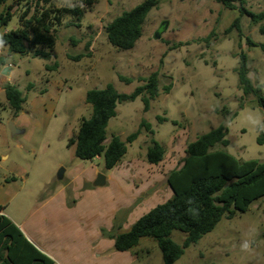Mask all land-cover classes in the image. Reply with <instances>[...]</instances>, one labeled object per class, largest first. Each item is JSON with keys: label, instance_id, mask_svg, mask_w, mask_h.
Segmentation results:
<instances>
[{"label": "rangeland", "instance_id": "obj_1", "mask_svg": "<svg viewBox=\"0 0 264 264\" xmlns=\"http://www.w3.org/2000/svg\"><path fill=\"white\" fill-rule=\"evenodd\" d=\"M143 1L92 0L85 4L81 18L64 16L49 60L33 58V50L17 55L0 46V58L10 67L6 76L0 75V177L7 175L18 182L25 179L24 192L36 191L37 202L54 188L72 187L75 202L70 196L67 206L76 205L78 217L87 220L69 234L75 253L71 264L83 258L86 262L82 264H163L153 239L143 238L132 251L118 252L110 236L128 231L139 217L172 197L164 181L167 174L183 160L187 144L221 123L227 127L228 146L215 145L212 150L226 151L239 161L264 160V144L258 143L264 135V108L258 106L257 96L243 95L237 76L238 55L244 52L248 77L264 97V34L260 31L264 21L252 24L248 16L239 17L237 10L225 9L215 0H159L135 47L127 51L112 47L106 25ZM52 2L54 7L84 5V0ZM244 7L264 13V0H244ZM24 9H13L15 16L0 33L17 28V16ZM237 17L240 34L237 30L226 33ZM247 39L256 46L247 44ZM80 55L78 61L73 60ZM154 72L159 74V91L148 110L144 111L141 97L118 104L106 136L107 140L118 136L125 141L145 122L164 147V160L159 165L147 162L152 137L143 127L111 170L105 168L102 158L78 159L69 140L75 138L81 120L91 114L86 93L111 84L119 93L130 94L143 84L140 79ZM119 76L132 82H122ZM7 78L26 99L18 113L4 95ZM29 84L32 87L27 90ZM169 84L172 88L166 93ZM223 108L230 115L224 116ZM159 118L166 121L159 122ZM10 124L23 133L12 137ZM61 169L64 173L59 180ZM99 174L107 182L94 187ZM84 237L90 238L88 244ZM185 238L179 231L170 235L178 245ZM245 242L247 250L242 247ZM97 249H102L101 259ZM174 264H264V198L254 201L245 213L223 218L200 241L184 249Z\"/></svg>", "mask_w": 264, "mask_h": 264}, {"label": "trees", "instance_id": "obj_2", "mask_svg": "<svg viewBox=\"0 0 264 264\" xmlns=\"http://www.w3.org/2000/svg\"><path fill=\"white\" fill-rule=\"evenodd\" d=\"M52 1L0 0V30L15 16L13 9L18 6L25 8L17 16V28L0 33V46L6 47L10 54L17 55H27L33 50V58L49 60L56 45L57 28L61 27L63 17L79 19L86 12L85 4L92 3V0H84V5L54 7ZM215 1L225 9L237 10L239 17L248 16L252 24L264 21V13L248 11L244 7V0ZM158 5L159 0H144L115 17L105 27L109 44L122 51L133 49L142 36L143 24L149 12ZM239 17L232 22L226 33L237 30L240 34ZM260 31L264 34V26ZM246 42L250 46H256L249 39ZM81 57L83 55L73 60L78 61ZM238 57L239 88L245 97L257 96L258 106L264 108L261 89L255 87L248 77L247 55L240 52ZM6 65L5 59L0 58V71ZM53 67L57 68V64ZM45 68L50 69L48 65ZM119 79L125 83L132 82V79L123 76H119ZM139 81L143 84L130 94L119 93L111 84L86 93L85 101L91 106V114L81 120L75 138L69 140L78 159L92 160L101 157L105 168L111 170L125 156L126 144L137 139L142 127L152 137L146 149L147 162L158 165L164 159V147L153 138L154 131L145 122L140 124L136 132L127 136L125 141L118 136L107 140L106 129L110 119L117 115L118 104L141 97L144 111H147L150 101L158 96L157 72ZM31 87L29 84L27 90ZM171 88L172 84H169L164 91L169 93ZM3 90L9 107L15 113L20 112L26 101L23 93L10 83H6ZM222 112L224 116L230 115L225 108ZM232 114L230 118L235 115ZM158 120L166 121L165 118ZM226 134V124L221 123L187 144L185 157L167 174V185L172 191V197L139 217L128 231L112 233L110 237L114 240L116 251H132L141 239L151 238L162 253L163 264H174L183 255L184 249L200 241L223 218L230 220L245 213L254 201L264 198V160L239 161L226 151L212 150L215 145L228 146ZM258 143L264 144V135L258 138ZM173 231L186 234L182 245L170 239ZM0 264H54V261L28 241L9 218L0 214Z\"/></svg>", "mask_w": 264, "mask_h": 264}, {"label": "crops", "instance_id": "obj_3", "mask_svg": "<svg viewBox=\"0 0 264 264\" xmlns=\"http://www.w3.org/2000/svg\"><path fill=\"white\" fill-rule=\"evenodd\" d=\"M4 82L10 83L8 78ZM25 183V179L23 182H18L16 178L7 175L0 177V214L9 218L27 240L51 258L54 264H71L75 253L71 250L69 234L73 232L72 228L77 230L78 225H82L87 220L84 216L78 217L80 211L76 205L67 206L70 196L73 200L75 197L72 187L65 185L54 188L48 197L37 202L34 197L36 191L24 192ZM68 188L70 193L67 192ZM169 190L171 191L170 188ZM12 203L14 207L11 206ZM84 240L88 244L90 238L84 237ZM101 252L102 249L96 255L99 259H101ZM82 261L86 262L83 258L77 260L75 264H82Z\"/></svg>", "mask_w": 264, "mask_h": 264}, {"label": "water", "instance_id": "obj_4", "mask_svg": "<svg viewBox=\"0 0 264 264\" xmlns=\"http://www.w3.org/2000/svg\"><path fill=\"white\" fill-rule=\"evenodd\" d=\"M10 71V67L9 66H5L3 67V69L0 71V75H4L6 76L8 74V72ZM9 131H10V135L13 137L15 135H18V134H22L23 133V130H20V129H17L14 125L10 124L9 126ZM63 173H64V170L61 169L58 174H57V178L59 180H61L63 178ZM167 179L168 177L166 176L165 180L167 182ZM106 184V177L104 175H98L96 177V180L94 181L93 183V186L94 187H102ZM159 185V184H158ZM158 185H156L155 187H157Z\"/></svg>", "mask_w": 264, "mask_h": 264}, {"label": "clouds", "instance_id": "obj_5", "mask_svg": "<svg viewBox=\"0 0 264 264\" xmlns=\"http://www.w3.org/2000/svg\"><path fill=\"white\" fill-rule=\"evenodd\" d=\"M252 123H256V120L252 119ZM242 247H243V249L247 250L249 248L248 242H245Z\"/></svg>", "mask_w": 264, "mask_h": 264}]
</instances>
